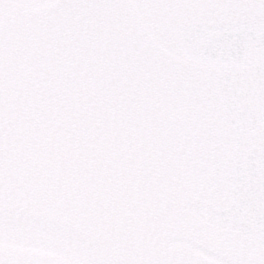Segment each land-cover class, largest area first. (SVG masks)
Returning a JSON list of instances; mask_svg holds the SVG:
<instances>
[{"label": "snow or ice", "instance_id": "1", "mask_svg": "<svg viewBox=\"0 0 264 264\" xmlns=\"http://www.w3.org/2000/svg\"><path fill=\"white\" fill-rule=\"evenodd\" d=\"M0 264H264V0H0Z\"/></svg>", "mask_w": 264, "mask_h": 264}]
</instances>
